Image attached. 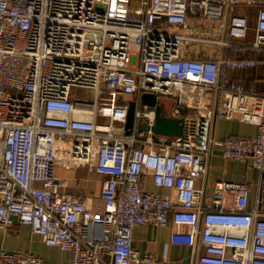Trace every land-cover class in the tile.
<instances>
[{
  "label": "built area",
  "instance_id": "1",
  "mask_svg": "<svg viewBox=\"0 0 264 264\" xmlns=\"http://www.w3.org/2000/svg\"><path fill=\"white\" fill-rule=\"evenodd\" d=\"M259 55L264 0H0V231L26 225L70 264H164L133 249L132 234L172 225L169 242L191 247L198 264H264V212L248 209L249 187L204 191L218 149L250 164L264 196V91L229 76L257 69ZM72 89L94 91L93 101ZM144 93L172 100L170 115L161 110L182 119L179 136L151 130L154 108L138 109ZM129 101L134 122L124 135ZM216 120L252 125L255 136L215 141ZM59 152L65 164L111 178L110 188L98 198L65 191ZM170 154L189 170L173 180L176 198L143 191L147 158L156 168ZM254 204L264 207V197ZM0 264L45 263L1 250Z\"/></svg>",
  "mask_w": 264,
  "mask_h": 264
},
{
  "label": "crops",
  "instance_id": "2",
  "mask_svg": "<svg viewBox=\"0 0 264 264\" xmlns=\"http://www.w3.org/2000/svg\"><path fill=\"white\" fill-rule=\"evenodd\" d=\"M258 59L259 67L257 69L230 72V78L238 80L248 89L263 92L264 55H259ZM99 120L101 123L106 122L104 119ZM255 133L256 128L252 125L225 120H216L211 130L212 138L215 141H222L232 136L252 138ZM58 156L56 175L63 180L65 191L75 195L98 198L108 187L110 188L111 178L98 175L88 170L86 166H69L60 159L61 152ZM186 174H189L186 161L181 160L178 155L170 154L167 158H161L156 168L150 164V159L147 158L146 165L140 169L141 187L143 191L148 193H169L175 199L176 191L173 188V180L178 175ZM258 178V173L250 167L248 162L242 163L222 159L219 150L214 149L209 162L204 191L206 196L210 195L216 182L244 183L250 191L248 209L264 212L263 206H255L254 204L256 196L264 197L258 192ZM194 183L196 188L202 185V181L197 177L194 178ZM112 189L114 190V188ZM205 203H207L206 200ZM173 229L172 225L165 228L152 225L138 226L133 230L132 247L142 254H154L163 260L164 264H198L191 247L169 242ZM1 250L30 253L42 258L45 264H70L68 252L45 246L40 236L33 234L28 226L17 222L0 231ZM196 252L197 255L202 254L203 246L201 244L197 246Z\"/></svg>",
  "mask_w": 264,
  "mask_h": 264
},
{
  "label": "water",
  "instance_id": "3",
  "mask_svg": "<svg viewBox=\"0 0 264 264\" xmlns=\"http://www.w3.org/2000/svg\"><path fill=\"white\" fill-rule=\"evenodd\" d=\"M153 107L155 111V120L154 124L151 127V130L157 135L176 137L181 134L182 130V119L181 118H172L166 116L161 110V104L159 99L154 94L144 93L140 96V101L138 109L142 110L143 106ZM136 104L134 101L128 102L126 122L124 124V135H128L132 129L134 122V110ZM139 130H147L148 127L144 123H139L137 125ZM15 220L16 217L14 216Z\"/></svg>",
  "mask_w": 264,
  "mask_h": 264
},
{
  "label": "rangeland",
  "instance_id": "4",
  "mask_svg": "<svg viewBox=\"0 0 264 264\" xmlns=\"http://www.w3.org/2000/svg\"><path fill=\"white\" fill-rule=\"evenodd\" d=\"M238 10L241 11V13H244V10H241V9H238ZM248 40H250V41L252 40L251 34L249 35ZM71 93H72L73 98H75L77 100H82V101L88 100L90 102L93 101L94 95H95L94 91L88 90V89H72ZM159 101H160V104L163 105L165 113L167 115H170L172 112V108H173L172 100L169 98H166V97H159ZM97 122L101 123L100 120H98Z\"/></svg>",
  "mask_w": 264,
  "mask_h": 264
},
{
  "label": "trees",
  "instance_id": "5",
  "mask_svg": "<svg viewBox=\"0 0 264 264\" xmlns=\"http://www.w3.org/2000/svg\"><path fill=\"white\" fill-rule=\"evenodd\" d=\"M249 19H250V23H252L253 22V20H254V10H250L249 11Z\"/></svg>",
  "mask_w": 264,
  "mask_h": 264
}]
</instances>
